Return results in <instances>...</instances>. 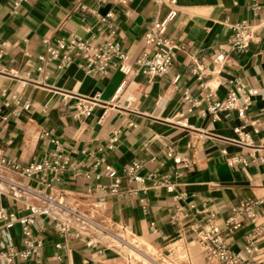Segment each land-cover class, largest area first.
<instances>
[{"label":"crops","instance_id":"0c3cea01","mask_svg":"<svg viewBox=\"0 0 264 264\" xmlns=\"http://www.w3.org/2000/svg\"><path fill=\"white\" fill-rule=\"evenodd\" d=\"M14 1L0 0V42H6L0 58V160L24 165L57 150L68 164L48 186L0 163V209L21 216L26 205H44L50 196L64 205H53V212L81 234L59 233L47 217L35 216L32 233L40 247L12 264H143L116 241L148 244L157 253L175 255L176 250L188 264H217L204 258L191 228L209 219L222 229L231 251L254 240L255 256L264 264V163L250 162L234 131L241 127L252 144H264V0H257V8L254 0H175L174 5L169 0H27L13 13ZM171 9L176 14L166 23L165 37L178 49L166 74H125L115 66L88 74L80 57L62 69L38 59L46 54V39L54 44L76 36L98 43L115 27L112 39L134 68L147 48L144 34ZM108 13L112 17L101 21ZM243 21L252 27V38L241 49L232 38L234 25ZM218 49L224 59L216 63ZM237 82L256 91L246 118L234 109L210 113L209 104L225 98ZM185 93L191 101L184 100ZM94 98L90 112L79 114L76 104ZM233 156L248 163L230 164ZM133 163L139 164L140 182L126 175ZM106 165L121 179L125 193L120 197L109 192L113 179L104 174ZM90 170L100 177L86 178ZM249 200L256 202L252 215L236 210ZM178 207L188 215L175 220ZM71 211L120 226L123 238L103 224L101 242L89 228L69 221ZM228 220L237 224L232 232L225 229ZM2 239L22 248L20 223L0 234ZM89 240L96 244L87 245Z\"/></svg>","mask_w":264,"mask_h":264},{"label":"built area","instance_id":"2783aa9c","mask_svg":"<svg viewBox=\"0 0 264 264\" xmlns=\"http://www.w3.org/2000/svg\"><path fill=\"white\" fill-rule=\"evenodd\" d=\"M27 0H15L12 5V12L15 13L22 2ZM103 1V0H95ZM120 3H126L128 0H115ZM159 1V0H157ZM169 3L174 5L175 0H169ZM254 7L257 8V0H254ZM176 14L175 9H171L166 19L162 21H154L152 26L144 34V40L147 45L143 54L136 59L135 67L131 68L125 61L127 56L121 51L120 44L115 42L112 38L115 34V27L110 31L107 37L98 43H94L91 39H83L76 36H70L67 39L59 38L54 44L47 39L44 40L46 44V54L39 55L38 59L42 63L55 62L58 69L67 67L73 62L74 57H80L82 62L81 68L88 74L100 73L104 74L109 68L115 66L123 73L127 74L131 70L134 73H141L149 77L160 76L168 73L173 65L175 59V51L178 49L177 43L165 37L166 23L171 20ZM112 14L101 17V21H106L111 18ZM235 34L232 38V43L239 48H245L252 38V27L245 21L234 25ZM6 42H0V58L3 55ZM224 53L218 49L213 55V61L219 63L223 61ZM195 73L199 76L202 74L201 69L196 66ZM2 72L0 71V74ZM256 91L252 88H246L243 84L237 82L235 88L229 89L225 98L215 100L208 106L210 113H216L220 110H236L238 117L246 118V112L251 104L252 97ZM185 101H191L187 93L184 94ZM97 98L90 100H82L76 104L79 114L86 115L91 110V103ZM24 107H28V102L23 103ZM178 124H184L181 120H176ZM237 139L235 142L249 150L250 162L264 163V144L254 145L251 142L249 133L243 131L241 127L234 129ZM257 132V129L254 130ZM259 154L255 156V153ZM179 162V159H175ZM245 162L240 156H233L229 158L230 164ZM0 163L10 168L12 171L18 173L25 178H32L40 183L51 185L59 180V175L63 172L68 160L65 155L54 151L48 158L41 161L30 162L24 165L12 163L8 160L1 159ZM248 163L247 161L245 162ZM139 168L138 163H133L126 169V175L129 180L136 182L142 181V178L136 175V170ZM104 174L113 179L109 185V192L115 196H122L125 190L121 188V179L113 170L112 167L106 165L104 167ZM100 173H95L93 170L84 172L86 178L94 177L98 179ZM167 190H173V184L168 181L165 182ZM44 205H26L24 209L26 214L17 216L15 213L7 212L0 209V234H4L14 222H19L21 225V232L23 235V247L17 248L11 241L7 239L0 240V264H12L15 257L26 258L29 255L36 253L40 247V243L33 238L32 227L35 225V216H45L49 221L53 222L54 228L59 232L70 237H78L81 232L74 229L73 226L59 218L53 212V205L62 208L63 202L61 200L53 199L50 196H45ZM256 204L253 201L241 202L236 208L237 211H245L248 215H252V207ZM191 207H193L191 205ZM187 211L184 208L178 207L173 214V219L177 220L180 216H187ZM192 231L195 233L198 244L201 247L204 258L210 262L217 264H260L255 256L257 245L254 240H247L246 245L242 251L234 252L229 250L227 242L222 234V229L216 223L209 219L204 225H192ZM237 228V224L233 220H228L225 224V229L232 232ZM95 241H87V245H94ZM60 247V244L56 245Z\"/></svg>","mask_w":264,"mask_h":264},{"label":"rangeland","instance_id":"374dc122","mask_svg":"<svg viewBox=\"0 0 264 264\" xmlns=\"http://www.w3.org/2000/svg\"><path fill=\"white\" fill-rule=\"evenodd\" d=\"M13 178V177H12ZM91 216V215H90ZM95 220L102 222L103 224H107L111 230H113L114 232L121 234V238L122 234L124 233L125 229L121 228L120 226H115L113 225L112 222L110 221H106L104 218L100 220H98L97 218H95V216H92ZM106 221V222H105ZM86 226V225H85ZM104 226V225H103ZM87 228H89V230L95 232V234L98 237V234L100 236H105L102 232L98 231L97 228L94 226L93 227H89L88 225L86 226ZM116 244L122 246L123 248H126L129 253L136 258L137 260L141 261L143 264H156L153 262V260H155L157 263L159 264H168L166 260L162 259L161 256H163L164 258H166L169 263L171 264H188L186 257L180 258V256L178 257L177 255V251H175V255L174 254H170L171 252H168V250H159V253H157V251H155L150 245L146 244V245H139L137 243H134L133 246L136 248H133V246L131 245L129 247V245H124L123 243H120L119 241H116ZM128 246V248H127ZM171 249V248H169ZM161 254V256L159 255ZM153 259V260H152ZM126 263V262H124ZM127 264H131L130 262H128Z\"/></svg>","mask_w":264,"mask_h":264},{"label":"bare ground","instance_id":"6f19581e","mask_svg":"<svg viewBox=\"0 0 264 264\" xmlns=\"http://www.w3.org/2000/svg\"><path fill=\"white\" fill-rule=\"evenodd\" d=\"M10 181H13V180H10ZM71 212H73V211H71ZM68 219L72 224H74L76 226L86 227L88 225L89 227H93V228L95 226L97 228V230L102 232V233L105 232V230L107 231V229H105V227L102 225L101 222L95 220L91 216L88 217V216H85L83 214H80L79 212H73V215L68 216ZM98 238L102 242V239L100 237H98ZM153 262L156 264H159L155 260H153Z\"/></svg>","mask_w":264,"mask_h":264}]
</instances>
